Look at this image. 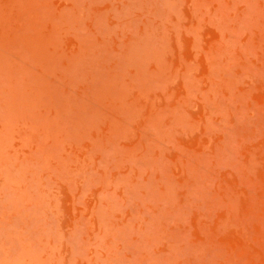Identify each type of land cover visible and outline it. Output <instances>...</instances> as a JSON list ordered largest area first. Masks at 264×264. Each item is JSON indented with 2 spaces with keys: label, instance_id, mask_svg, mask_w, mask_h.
I'll return each instance as SVG.
<instances>
[{
  "label": "rangeland",
  "instance_id": "1",
  "mask_svg": "<svg viewBox=\"0 0 264 264\" xmlns=\"http://www.w3.org/2000/svg\"><path fill=\"white\" fill-rule=\"evenodd\" d=\"M0 264H264V0H0Z\"/></svg>",
  "mask_w": 264,
  "mask_h": 264
}]
</instances>
